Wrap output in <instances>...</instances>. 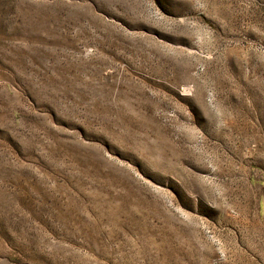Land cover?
Masks as SVG:
<instances>
[{"label":"rangeland","instance_id":"obj_1","mask_svg":"<svg viewBox=\"0 0 264 264\" xmlns=\"http://www.w3.org/2000/svg\"><path fill=\"white\" fill-rule=\"evenodd\" d=\"M0 264H264V0H0Z\"/></svg>","mask_w":264,"mask_h":264}]
</instances>
